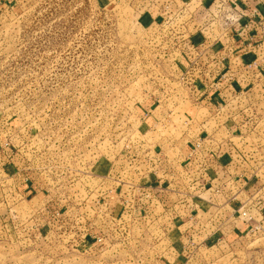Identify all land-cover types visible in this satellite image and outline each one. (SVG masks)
<instances>
[{"label": "rangeland", "instance_id": "374dc122", "mask_svg": "<svg viewBox=\"0 0 264 264\" xmlns=\"http://www.w3.org/2000/svg\"><path fill=\"white\" fill-rule=\"evenodd\" d=\"M136 19L128 0H0V264H264L175 242L122 189L149 128H188L182 39Z\"/></svg>", "mask_w": 264, "mask_h": 264}, {"label": "crops", "instance_id": "0c3cea01", "mask_svg": "<svg viewBox=\"0 0 264 264\" xmlns=\"http://www.w3.org/2000/svg\"><path fill=\"white\" fill-rule=\"evenodd\" d=\"M128 1L139 25L147 20L165 23L191 7L193 19L187 28L193 37L185 46L190 50L204 40L197 27L212 0ZM260 1L233 0L232 4L251 16ZM256 28V23L251 24L242 42L255 36ZM217 35L219 31H212V37L205 34L211 39L206 46L216 45L212 51L217 56L233 55V69L228 74L224 70L233 81L224 82V72L216 70L213 78L200 84V91L190 88L179 96L182 105L188 104L180 116L188 128H163L165 135L149 128L154 138L149 152L141 159L139 171L131 174L133 185L124 182L122 189L140 196L137 215L148 213L142 219L155 220L175 242L211 250L218 258L230 253L234 259L242 250L264 252V77L255 79L243 72V65L255 60V54L264 57V51L236 44L240 39L235 32L216 44ZM175 59L181 71L187 68L183 56ZM242 212L249 213L253 222L244 219ZM254 226L260 227L259 233H252ZM249 237L253 241L246 245Z\"/></svg>", "mask_w": 264, "mask_h": 264}, {"label": "built area", "instance_id": "2783aa9c", "mask_svg": "<svg viewBox=\"0 0 264 264\" xmlns=\"http://www.w3.org/2000/svg\"><path fill=\"white\" fill-rule=\"evenodd\" d=\"M232 1L233 0H212L209 7L205 10L204 21H201L197 27L198 35H201L204 40L202 43L197 44V46L191 45L190 50H187L185 45H187V42L192 40L193 37L187 28L189 20L193 19V13L189 11L191 7L185 8L183 12L178 13L171 20L160 23V26L171 27V33H174L175 36L182 39L179 45H175L176 49H174V56L177 58L183 56L188 62L187 68L180 72V82L178 84L183 88L181 91L187 92L190 88L200 91L202 89L200 88V84H205L211 77L213 78L212 75L217 74L216 70L224 72L221 76V80L224 82L228 80L233 81L232 77L227 76L230 70L233 69L234 63L233 59H231L233 55L231 53H222L217 56L213 54L212 51L216 45L206 46V41L211 40L207 37H212V31H219V35L215 38L216 44L220 43V39L222 38H230V33L235 32L239 34L240 39L236 44L239 43L240 46L243 45L246 50H251L253 52L259 50L264 51V0L260 1L261 4L252 12L251 16H246L244 13L238 12L236 6L232 4ZM255 20H257V22H255ZM254 23H256L257 26L255 36H251L247 38V41L242 42V38L244 37L242 34L249 31L251 24ZM238 29L241 31H238ZM218 50H221V48ZM223 51L225 50L222 49L221 52ZM255 56V60L243 65V72L248 75H253L255 79H260L261 76L264 77V57L257 54H255ZM226 69L227 74L225 73ZM181 91L179 92L181 93ZM179 96L180 95L177 94V97ZM122 204L129 205L125 200L122 201ZM136 207L137 203H134L132 208ZM241 216L248 220V222H253V218L249 216V213L242 212ZM251 231L253 234L259 233L260 227L254 226Z\"/></svg>", "mask_w": 264, "mask_h": 264}]
</instances>
